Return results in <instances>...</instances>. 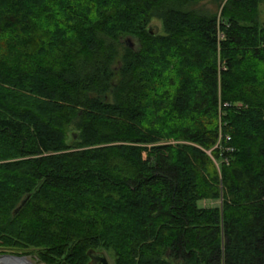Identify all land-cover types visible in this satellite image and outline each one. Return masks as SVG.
Instances as JSON below:
<instances>
[{
  "label": "trees",
  "instance_id": "16d2710c",
  "mask_svg": "<svg viewBox=\"0 0 264 264\" xmlns=\"http://www.w3.org/2000/svg\"><path fill=\"white\" fill-rule=\"evenodd\" d=\"M263 3L0 0V256L264 264Z\"/></svg>",
  "mask_w": 264,
  "mask_h": 264
},
{
  "label": "rangeland",
  "instance_id": "374dc122",
  "mask_svg": "<svg viewBox=\"0 0 264 264\" xmlns=\"http://www.w3.org/2000/svg\"><path fill=\"white\" fill-rule=\"evenodd\" d=\"M223 6H224V4L222 5V8H223ZM205 8L208 9V10H210L211 12H216V13H218V14H220L221 11H222V8H220V7L215 3V1L207 2ZM259 10H260V12H259V14H260V21H261L262 25H264V3L261 5V7L259 8ZM151 26L154 28V30H155V32H156V35H160V36H161V35H164L163 27H162V23H161L160 21H158V20H154V21L152 22V25H151ZM131 41H132V40H131ZM71 138H72V137H70V141L72 140ZM169 144L174 145V144H176V143L171 142V143H169ZM209 154H211V153H209ZM204 205L207 206V207H209L208 203H206V204H204ZM214 205L217 206L216 203H215ZM30 251H31V250H30ZM102 254H104V255L107 257V259H108V261H109V264H116V258H115V256H114L113 253H106V252H103ZM5 255H13V254H5ZM1 256H4V254H1ZM1 256H0V257H1ZM14 256H15V255H14ZM27 257H28V259H29L32 263H34V264H45V263L40 262V260L38 259V254H37V252L34 251V250H33L32 252H30V254H29Z\"/></svg>",
  "mask_w": 264,
  "mask_h": 264
},
{
  "label": "water",
  "instance_id": "95a60500",
  "mask_svg": "<svg viewBox=\"0 0 264 264\" xmlns=\"http://www.w3.org/2000/svg\"><path fill=\"white\" fill-rule=\"evenodd\" d=\"M151 33L152 35H154L153 29L151 28ZM129 47L134 48V45L132 43V41L128 40L127 41ZM28 199H26L21 207L15 212V215L18 214V212L23 208V206L26 204ZM91 261L94 264H109V261L107 259V257L102 254V253H96V252H92L89 254ZM0 264H34L32 263L28 257H18V256H14V255H4L0 257Z\"/></svg>",
  "mask_w": 264,
  "mask_h": 264
},
{
  "label": "flooded vegetation",
  "instance_id": "af4514ba",
  "mask_svg": "<svg viewBox=\"0 0 264 264\" xmlns=\"http://www.w3.org/2000/svg\"><path fill=\"white\" fill-rule=\"evenodd\" d=\"M91 264H94L93 262H91Z\"/></svg>",
  "mask_w": 264,
  "mask_h": 264
},
{
  "label": "built area",
  "instance_id": "2783aa9c",
  "mask_svg": "<svg viewBox=\"0 0 264 264\" xmlns=\"http://www.w3.org/2000/svg\"><path fill=\"white\" fill-rule=\"evenodd\" d=\"M230 140V139H229Z\"/></svg>",
  "mask_w": 264,
  "mask_h": 264
}]
</instances>
